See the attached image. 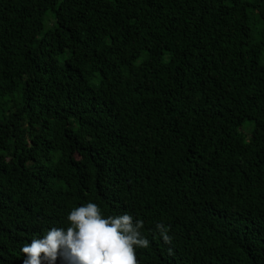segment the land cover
Masks as SVG:
<instances>
[{
  "label": "trees",
  "instance_id": "1",
  "mask_svg": "<svg viewBox=\"0 0 264 264\" xmlns=\"http://www.w3.org/2000/svg\"><path fill=\"white\" fill-rule=\"evenodd\" d=\"M89 202L139 264H264V0H0V264Z\"/></svg>",
  "mask_w": 264,
  "mask_h": 264
},
{
  "label": "clouds",
  "instance_id": "2",
  "mask_svg": "<svg viewBox=\"0 0 264 264\" xmlns=\"http://www.w3.org/2000/svg\"><path fill=\"white\" fill-rule=\"evenodd\" d=\"M67 228L52 227L41 238H33L21 251L23 264H139L136 248H147L143 221L124 213L105 218L95 203L73 208ZM163 241L172 237L163 223H157Z\"/></svg>",
  "mask_w": 264,
  "mask_h": 264
},
{
  "label": "rangeland",
  "instance_id": "3",
  "mask_svg": "<svg viewBox=\"0 0 264 264\" xmlns=\"http://www.w3.org/2000/svg\"><path fill=\"white\" fill-rule=\"evenodd\" d=\"M253 126H254V123L249 119L245 120L242 123L241 131L243 132L245 136H247V138L250 137Z\"/></svg>",
  "mask_w": 264,
  "mask_h": 264
}]
</instances>
